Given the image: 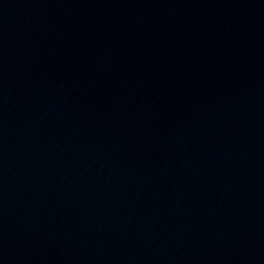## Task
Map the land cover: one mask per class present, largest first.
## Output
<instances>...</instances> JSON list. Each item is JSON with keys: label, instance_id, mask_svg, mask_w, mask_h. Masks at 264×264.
<instances>
[{"label": "water", "instance_id": "obj_1", "mask_svg": "<svg viewBox=\"0 0 264 264\" xmlns=\"http://www.w3.org/2000/svg\"><path fill=\"white\" fill-rule=\"evenodd\" d=\"M0 264H264V0H0Z\"/></svg>", "mask_w": 264, "mask_h": 264}]
</instances>
